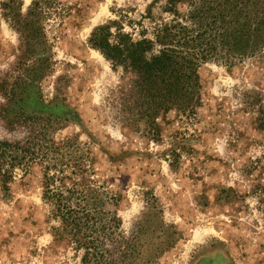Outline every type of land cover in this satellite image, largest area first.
Masks as SVG:
<instances>
[{"label": "rangeland", "instance_id": "374dc122", "mask_svg": "<svg viewBox=\"0 0 264 264\" xmlns=\"http://www.w3.org/2000/svg\"><path fill=\"white\" fill-rule=\"evenodd\" d=\"M199 2L0 0V139L29 149L0 188V264H80L53 236L49 176L90 197L98 239L133 244L134 264H264V45L201 62L197 105L147 119L121 90L131 74L88 42L109 20L135 39L175 19L195 34Z\"/></svg>", "mask_w": 264, "mask_h": 264}, {"label": "trees", "instance_id": "16d2710c", "mask_svg": "<svg viewBox=\"0 0 264 264\" xmlns=\"http://www.w3.org/2000/svg\"><path fill=\"white\" fill-rule=\"evenodd\" d=\"M212 1L217 0L189 3L186 19L197 23L199 30L195 34L177 19L154 26L155 40L144 35L133 38L132 33L124 32L121 22L115 20L95 27L90 33L89 44L113 67L121 66L131 74L130 85L121 90L133 96V108L138 109L142 117L152 119L157 112L172 108L180 111L194 108L199 102L197 68L201 62L220 60L232 64L255 55L263 47L264 0H223L216 3L221 8L211 6ZM180 2L182 0H165V8L177 16L176 7ZM207 16L210 22L201 23ZM155 43L160 47L153 51ZM33 118L24 116V120ZM28 150L0 139V188L3 191L11 179L12 167L19 164V159L24 157L22 153ZM52 179L49 176L45 180L43 199L51 206V215L59 221L53 231L54 238L66 239L75 249L82 250L80 264H134L137 253L131 250L133 244L127 246L128 252H116L105 245L103 238L98 239L95 226L98 209L90 197L74 188L53 189L50 187Z\"/></svg>", "mask_w": 264, "mask_h": 264}]
</instances>
